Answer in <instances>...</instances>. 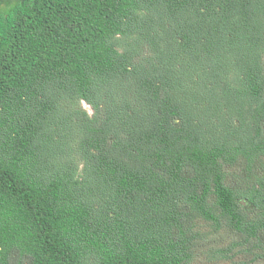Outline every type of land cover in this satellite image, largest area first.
<instances>
[{
    "label": "trees",
    "instance_id": "1",
    "mask_svg": "<svg viewBox=\"0 0 264 264\" xmlns=\"http://www.w3.org/2000/svg\"><path fill=\"white\" fill-rule=\"evenodd\" d=\"M202 224L264 258V0H0V264H188Z\"/></svg>",
    "mask_w": 264,
    "mask_h": 264
},
{
    "label": "rangeland",
    "instance_id": "2",
    "mask_svg": "<svg viewBox=\"0 0 264 264\" xmlns=\"http://www.w3.org/2000/svg\"><path fill=\"white\" fill-rule=\"evenodd\" d=\"M82 106L89 112L93 113V108L91 105L82 101ZM205 225V226H204ZM199 226V230L203 234V238L197 241L198 246L193 249V259L188 264H264V258H255L254 255H249L244 251L236 250L230 252L231 257L215 258L211 256V249L217 246H226L229 242V237L225 230L217 231V233L209 234L206 238L204 237V232H210L211 228L207 227L206 224ZM262 254V251L259 252Z\"/></svg>",
    "mask_w": 264,
    "mask_h": 264
}]
</instances>
